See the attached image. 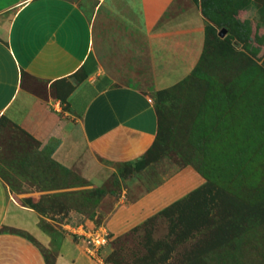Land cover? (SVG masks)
<instances>
[{
  "label": "rangeland",
  "instance_id": "1",
  "mask_svg": "<svg viewBox=\"0 0 264 264\" xmlns=\"http://www.w3.org/2000/svg\"><path fill=\"white\" fill-rule=\"evenodd\" d=\"M211 15L206 24L215 30H207L203 65L151 94L158 134L151 160L140 170L137 161L115 166L101 186L91 185L57 167L51 150H39L24 131L0 119V177L19 203L41 216L39 228L50 243L36 244L48 264L70 236L66 226L108 231L122 203L139 201L164 182L185 184L173 190L183 195L167 196L156 214L159 199L143 201L136 219L126 214L116 222L122 233L107 232L96 259L264 264V0H237L230 14ZM221 29L227 32L223 38ZM247 40L250 53L243 47Z\"/></svg>",
  "mask_w": 264,
  "mask_h": 264
},
{
  "label": "crops",
  "instance_id": "2",
  "mask_svg": "<svg viewBox=\"0 0 264 264\" xmlns=\"http://www.w3.org/2000/svg\"><path fill=\"white\" fill-rule=\"evenodd\" d=\"M206 23L192 0H0V119L99 187L113 167L140 160L153 144L151 94L193 72ZM184 185L164 182L126 200L108 231L122 233L116 222L136 219L151 196L159 199L156 214ZM40 218L0 177V264H48L38 248L50 243ZM51 264L104 263L67 236Z\"/></svg>",
  "mask_w": 264,
  "mask_h": 264
},
{
  "label": "trees",
  "instance_id": "3",
  "mask_svg": "<svg viewBox=\"0 0 264 264\" xmlns=\"http://www.w3.org/2000/svg\"><path fill=\"white\" fill-rule=\"evenodd\" d=\"M192 1H193L194 4H196L197 6L200 7L201 13H202V15H203L204 18L208 22L209 21L210 22H213V18H212V15H211L212 11L214 12V11H221L222 10V12H226V13H229L230 14L231 9H232L235 1H237V0H192ZM207 30L208 31L209 30L214 31L215 29H214V27L212 25L206 24V27H205V43H206ZM248 43H249V41L247 40L245 46L243 45V47L246 50V52L250 53V44H248ZM204 51H205V48H204ZM203 58H204V52L202 54V57H201L199 63L197 64V66L195 67V69L193 70L192 73H194L195 71H197V69L200 67V65L201 66L203 65V63H204V62L202 63V61H204ZM157 134H158V129H157L156 136H155V140H154L153 144L147 150V152L141 157V160L136 162L137 169L140 170L141 168H143V165L145 164V162L151 160V157L149 158V156L152 155L151 151H152V147H153V145H154V143L156 141ZM56 166L60 168L59 165H56ZM61 169H64V168H61ZM30 208L33 209V207H30ZM152 253H154V251Z\"/></svg>",
  "mask_w": 264,
  "mask_h": 264
},
{
  "label": "built area",
  "instance_id": "4",
  "mask_svg": "<svg viewBox=\"0 0 264 264\" xmlns=\"http://www.w3.org/2000/svg\"><path fill=\"white\" fill-rule=\"evenodd\" d=\"M65 231L68 235L75 236L85 246L88 255L94 258H100L99 251L108 240V231L103 227H93L87 229L83 225L66 226Z\"/></svg>",
  "mask_w": 264,
  "mask_h": 264
},
{
  "label": "water",
  "instance_id": "5",
  "mask_svg": "<svg viewBox=\"0 0 264 264\" xmlns=\"http://www.w3.org/2000/svg\"><path fill=\"white\" fill-rule=\"evenodd\" d=\"M226 34H227L226 30L225 29H221L220 32L218 33V36L220 38H223Z\"/></svg>",
  "mask_w": 264,
  "mask_h": 264
}]
</instances>
